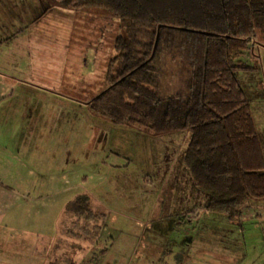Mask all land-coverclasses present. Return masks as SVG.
I'll use <instances>...</instances> for the list:
<instances>
[{
	"label": "rangeland",
	"instance_id": "1",
	"mask_svg": "<svg viewBox=\"0 0 264 264\" xmlns=\"http://www.w3.org/2000/svg\"><path fill=\"white\" fill-rule=\"evenodd\" d=\"M42 12L47 15L35 25ZM18 24L30 27L32 52H46L49 88L63 87L64 96L76 100L35 89L32 94L25 86L16 92L21 100L47 99L50 114L41 123L63 142L59 170L71 178L43 217L21 204L14 222L15 213L1 207L0 264H264V199L234 219L206 210L210 192L195 185L184 161L190 130L156 133L118 125L91 109L89 101L108 86L116 40L124 32L120 17L48 0H0V52L22 47L15 38L21 37L14 31ZM242 60L255 67L236 73L264 138V32L258 31ZM5 119L0 131L10 132L13 122ZM0 142L14 151L21 147L18 138L2 136ZM80 194L92 198L100 214L95 220L64 210Z\"/></svg>",
	"mask_w": 264,
	"mask_h": 264
},
{
	"label": "trees",
	"instance_id": "2",
	"mask_svg": "<svg viewBox=\"0 0 264 264\" xmlns=\"http://www.w3.org/2000/svg\"><path fill=\"white\" fill-rule=\"evenodd\" d=\"M48 1L123 21L108 86L89 101L95 113L156 133L190 130L184 161L210 192L206 210L234 219L264 199V138L236 73L255 69L242 56L264 32V0ZM66 211L89 222L100 215L86 194Z\"/></svg>",
	"mask_w": 264,
	"mask_h": 264
},
{
	"label": "crops",
	"instance_id": "3",
	"mask_svg": "<svg viewBox=\"0 0 264 264\" xmlns=\"http://www.w3.org/2000/svg\"><path fill=\"white\" fill-rule=\"evenodd\" d=\"M14 8H16L15 5ZM45 15L47 13L42 12L38 16V20H41L35 25H38ZM23 21L26 22L27 18L25 17ZM26 27L27 30L22 24L14 27V31L21 35V37L15 36L17 43L21 39L24 44L21 48L17 47L18 49L13 52H0V119L6 117L5 121H11L14 125L10 132L9 130L0 131V137L18 138L21 145L19 151H14L9 145L0 142V209L4 207L9 214L15 213V217H12L14 222L20 211L22 212L21 204L26 206L27 213L38 212L42 217L48 214L51 206L57 203L65 192L71 178V174L66 173L64 168L59 170L63 159V142H58L56 131H50L47 124L41 123L50 114L46 106L47 99L44 97L33 99L32 95L28 99L21 100L16 96L17 89L25 86L32 94L35 89L38 92L51 93L56 99H68L73 103L76 101L64 96L61 91L63 87L60 91L58 87L49 88L46 77H43V74L48 71L47 60L44 62L46 52H36L37 54L32 52V42H27L31 35L28 34L30 27L27 24ZM88 68L91 72H95L94 64ZM76 103H80L79 99ZM26 118L30 123H21V120ZM47 168L51 170L45 172ZM36 185L42 192L37 193ZM49 201H51L50 204ZM40 202H46V204H40ZM36 206L39 207L36 208ZM64 221L65 219L60 224V234L63 231Z\"/></svg>",
	"mask_w": 264,
	"mask_h": 264
}]
</instances>
